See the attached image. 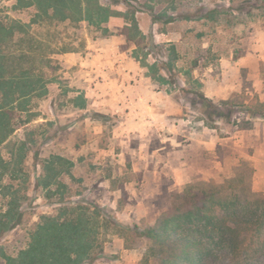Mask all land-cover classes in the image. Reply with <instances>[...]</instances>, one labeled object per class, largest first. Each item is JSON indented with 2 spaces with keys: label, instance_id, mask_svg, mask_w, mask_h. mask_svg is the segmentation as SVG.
Returning <instances> with one entry per match:
<instances>
[{
  "label": "rangeland",
  "instance_id": "374dc122",
  "mask_svg": "<svg viewBox=\"0 0 264 264\" xmlns=\"http://www.w3.org/2000/svg\"><path fill=\"white\" fill-rule=\"evenodd\" d=\"M64 1L53 21H41L35 4L0 0V19L22 25L51 59L44 89L14 112L16 129L0 147L9 164L0 214L14 191L21 212L0 249L15 255L39 218L57 212L59 195L37 181L44 161L61 156L64 203L114 218L85 264H159L138 232L187 205L179 198L186 188L196 193L197 184L243 174L264 195V168L229 146L241 135L238 123L252 128L254 120L242 108L230 121L210 117L197 97H264V0Z\"/></svg>",
  "mask_w": 264,
  "mask_h": 264
},
{
  "label": "trees",
  "instance_id": "16d2710c",
  "mask_svg": "<svg viewBox=\"0 0 264 264\" xmlns=\"http://www.w3.org/2000/svg\"><path fill=\"white\" fill-rule=\"evenodd\" d=\"M18 3L35 4L40 12L37 19L41 21H53L58 6H65L64 0H18ZM97 12L100 15L102 9ZM86 16L90 22L93 20L88 9ZM46 48L22 25H6L0 19V147L16 129L14 112L26 111L29 97L44 89L42 70L51 63ZM197 97L202 113L207 109L206 115L216 119L230 121L241 108L252 120L264 117V103L256 98L244 104L230 99L215 102L202 94ZM238 127L249 129L250 123L242 120ZM67 164L61 156L44 161V175L37 183L47 195L58 194L60 206L55 214L39 218L29 232L28 242L15 255H6L0 249L5 264L92 261L102 229H107L114 218L88 203H64L60 189L63 185L58 177L68 170ZM8 170L9 164L0 154V183ZM54 182L59 185L56 190L50 189ZM191 188L179 196L187 203L181 210L165 217L157 229L138 232L152 241L151 253L158 257L159 264H264V195L252 190L251 177L242 174L222 183H200L196 193ZM15 193H11L7 210L0 214V238L19 224L21 212Z\"/></svg>",
  "mask_w": 264,
  "mask_h": 264
},
{
  "label": "crops",
  "instance_id": "0c3cea01",
  "mask_svg": "<svg viewBox=\"0 0 264 264\" xmlns=\"http://www.w3.org/2000/svg\"><path fill=\"white\" fill-rule=\"evenodd\" d=\"M256 51L262 52L260 48H258ZM238 65L239 67H242V63L239 62ZM238 89H239V85L234 87V90H238ZM218 96L220 95L215 92L207 93V98L212 100H214V98ZM254 98L257 99V97L255 96L253 97V99ZM223 100H228V99L224 98ZM260 100H261L260 102L264 103V97H262ZM253 120L254 122L252 128L243 129L241 132L238 131V134H241L238 135V138L240 140L238 138H236V140L233 141L231 140L232 142L229 146L232 145V147H234L235 150L236 149L239 150L242 147V154L247 155L250 158V160L253 161V165L255 166L256 169L257 167L264 168V118H259V119L255 118ZM205 146L207 150H212L213 142L211 141L207 142ZM249 148L254 149L255 151L253 152L252 155L248 154Z\"/></svg>",
  "mask_w": 264,
  "mask_h": 264
}]
</instances>
